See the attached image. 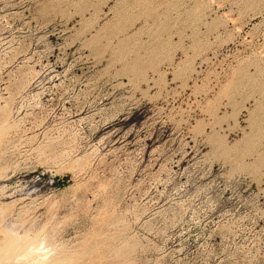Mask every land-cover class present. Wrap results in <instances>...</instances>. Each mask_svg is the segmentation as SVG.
<instances>
[{"label":"rangeland","instance_id":"obj_1","mask_svg":"<svg viewBox=\"0 0 264 264\" xmlns=\"http://www.w3.org/2000/svg\"><path fill=\"white\" fill-rule=\"evenodd\" d=\"M0 243L264 264V0H0Z\"/></svg>","mask_w":264,"mask_h":264},{"label":"bare ground","instance_id":"obj_2","mask_svg":"<svg viewBox=\"0 0 264 264\" xmlns=\"http://www.w3.org/2000/svg\"><path fill=\"white\" fill-rule=\"evenodd\" d=\"M1 127H2V126H1ZM8 239H9V238H8ZM11 239H12V238H11ZM3 240H4V239H3ZM3 240H2V241H3ZM13 240L15 241L14 238H13ZM2 241H1V242H2ZM9 241H10V239H9ZM9 241H6V242H7L6 245H8V246H9V245L12 246V245H14V244L16 243V241H15V242L13 241L14 244H13L11 241H10V242H9ZM8 242H9L10 244H9ZM0 244H1V243H0ZM1 246H2V245H1ZM8 246H7V247H8ZM11 246H10L9 248H11ZM20 246H21V244H20ZM2 247H3V246H2ZM5 247H6V246H5ZM7 247H6V248H7ZM18 247H19V246H18ZM22 248H23V247H22ZM1 249H2V248H1ZM1 249H0V251H1ZM3 249H5V248H3ZM17 249H18V248H17ZM63 249H64V248H62V250H63ZM6 250H8V248H7ZM2 251H4V250H2ZM18 251H20V250H18ZM18 251H17V253H18ZM22 251H23V249H22ZM57 251H59V250H57ZM4 252H5V251H4ZM6 252H7V251H6ZM27 252H28V251H27ZM61 252H62V251H61ZM20 253H21V252H20ZM2 254H3V253H2ZM28 254H29V252H28ZM0 255H1V254H0ZM14 255H15V254H14ZM21 255H22V254H21ZM5 256H7V255H5ZM16 256H17V255H16ZM34 256H35V255H34ZM1 257H2V256H1ZM24 257H25V256H24ZM48 257H49V256H48ZM70 257H71V256H70ZM2 258H3V257H2ZM30 258H31V257H30ZM22 259H23V258H22ZM7 260H8V259H7ZM33 260H34V259H33ZM47 260H48V259H47ZM66 260H67V262H66L65 264H74L70 259L67 258ZM66 260H65V261H66ZM9 261H10V259H9ZM36 261H37V260H36ZM60 261H61V260H59V262H60ZM65 261H62V262L64 263ZM33 262H34V261H33ZM59 262L56 261L54 264L59 263ZM6 263H7V262H6ZM38 263H39V262H38ZM43 264H44V263H43ZM52 264H53V263H52Z\"/></svg>","mask_w":264,"mask_h":264}]
</instances>
